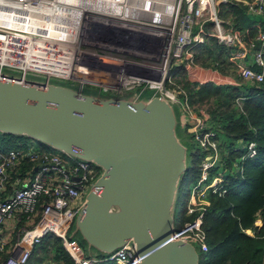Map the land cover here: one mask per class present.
<instances>
[{
	"label": "built area",
	"instance_id": "obj_1",
	"mask_svg": "<svg viewBox=\"0 0 264 264\" xmlns=\"http://www.w3.org/2000/svg\"><path fill=\"white\" fill-rule=\"evenodd\" d=\"M88 1L0 0V17L17 14L32 29L12 36L0 21V74L71 81L82 92L92 87L111 97H142L152 91L150 95L180 106L184 135L206 156L185 207V216L195 219L183 226L177 220L174 240L196 244L200 255L206 254L203 218L208 198H223L227 193L221 179L211 175L218 166L219 142L210 128L209 114L204 110L200 117L192 114L188 95L175 75L195 71L194 50L214 39L231 51L229 59L244 81L263 84L264 30L253 37L229 31L219 6L242 3L248 14L264 18V0H95L91 9L79 11V2ZM51 25L56 27L53 31H43ZM58 29L62 32L54 33ZM32 51L62 54L67 74L25 69L21 64ZM35 142L30 139L22 148L0 153V253L8 243L2 235L6 224L16 223L13 254L1 264H29L34 247L47 235L63 240L75 264H142L131 243L111 255L91 259L70 241L101 170L78 159L76 151L65 155ZM244 147L243 160L256 157V143ZM256 226H261L259 221ZM246 233L255 236L251 230Z\"/></svg>",
	"mask_w": 264,
	"mask_h": 264
},
{
	"label": "water",
	"instance_id": "obj_2",
	"mask_svg": "<svg viewBox=\"0 0 264 264\" xmlns=\"http://www.w3.org/2000/svg\"><path fill=\"white\" fill-rule=\"evenodd\" d=\"M175 108L156 95L102 97L0 74V134L65 155L76 151L98 167L74 233L102 255L131 243L142 264H200L193 244L174 240L177 195L189 168Z\"/></svg>",
	"mask_w": 264,
	"mask_h": 264
},
{
	"label": "trees",
	"instance_id": "obj_3",
	"mask_svg": "<svg viewBox=\"0 0 264 264\" xmlns=\"http://www.w3.org/2000/svg\"><path fill=\"white\" fill-rule=\"evenodd\" d=\"M221 6L224 5L219 6V14L223 17ZM235 8L241 10L243 19L246 18L244 6ZM242 18L237 17L232 23L223 20L229 31L247 37L264 30V23L259 30L256 26L245 27ZM211 43L216 46L217 55L213 50L201 53V50L208 48ZM230 53L228 48L219 45L216 40L208 39L204 45L195 49V64L199 66L202 57L203 60L210 58L213 63L211 67L226 75L231 69L234 71V67L228 63ZM240 84L241 86H218L209 82L196 86L189 80H184L180 86L187 93L191 108L197 103L218 98V107L211 112L210 128L216 133L219 154L222 151L221 138L226 140L225 148L228 149V154L222 157L218 167L211 172L212 176L221 179L227 193L223 198H208L209 206L203 218V230L209 251L201 255L200 264H264V83L252 86L242 79ZM65 86L73 87L70 83ZM84 93L111 97L100 94L96 88H86ZM224 106H227V109ZM189 139L192 142V139ZM29 140L26 137L0 134V153L22 148ZM251 142L256 143L257 155L243 160L247 150L245 147L239 148L238 144ZM198 153L189 154V168L179 186L175 207L176 210L179 206L182 208L178 215L180 226L195 219V216H185V205L189 202L192 185L200 176L199 165L206 156ZM260 220L263 224L257 227ZM248 230L255 232V236L248 235ZM49 249L56 264H75L63 240L54 235H47L34 247L30 264L33 259L47 253ZM8 258L5 251L1 252L0 264ZM42 261L41 258L39 262Z\"/></svg>",
	"mask_w": 264,
	"mask_h": 264
},
{
	"label": "rangeland",
	"instance_id": "obj_4",
	"mask_svg": "<svg viewBox=\"0 0 264 264\" xmlns=\"http://www.w3.org/2000/svg\"><path fill=\"white\" fill-rule=\"evenodd\" d=\"M239 1H243V0H239ZM240 6H243V4L240 3ZM220 9H221L222 16H223L221 18L224 19L227 23H232L237 17L242 18L241 17V14H240V11L241 10L239 8L233 7L232 5H224V6H221ZM245 15H246V18H244V19L242 18L243 25L245 27H247V26H254L255 24H257L259 22L264 23V18H262V17L254 16V15L247 14V13H245ZM258 30H259V28H258ZM215 48H216V46L211 43L208 48L201 50V53L202 52H205V51L213 50V51L216 52V55H217V52L218 51ZM199 64L200 65L198 66L199 67L198 70H202L203 69V70H207V71L208 70L217 71V70H214L213 67H211L212 66L211 64H213V63L211 62V59L210 58H205L203 60V57H202L201 58V62ZM203 64H206V66H203ZM197 71L192 72L191 74H185V73H183L181 71L179 74L175 75L176 81L180 83L179 86H181V83L184 80H189L192 84H194L196 86L203 85V84L200 83V81H197V79H199L197 77L198 76V72ZM218 73L220 74L219 78L222 79L223 81H226L227 82V79H229L228 81H232L231 80L232 78H234L236 80L235 82H238L239 81L236 73H234V71L232 69H231V71H228V73L226 75H224V74H222L220 72H218ZM12 74H17V73L16 72H13ZM20 75L21 74H17L15 76H20ZM28 78L29 79H35V80H46L47 79V78L45 79V77H43V76H35V75H29ZM206 80H208V78L207 79H204V80H201V81L203 82V81H206ZM50 82L56 83V84H64V85H67V84L70 83L74 88H77V86L75 84H73L71 81L50 79ZM209 82H213V81H209ZM226 82H222L221 80H218L216 83L215 82H213V83L216 84V85H218V86L229 85ZM242 83H243V81H242ZM204 84H206V83H204ZM241 84L239 83L238 86H241ZM244 85H248V84H244ZM251 85L252 86H257L258 84H256V85L251 84ZM251 85H249V86H251ZM88 88H92V87H88ZM180 90H181V88H180ZM148 93L149 94H152V91H148ZM108 94L111 95L110 93H108ZM146 95H148V94H146ZM239 104H241V102ZM217 107H218V98H216V99L214 98V99H211L209 101L206 100L203 103H197V104H195L193 106V108L191 109V112H192L193 115H198L200 117L199 112H201V111L204 110L207 114H209V116L211 118V112H212V110L214 108L216 109ZM224 108L227 109V106H224ZM175 110H176L177 117L179 119V129H178V132L182 136L183 143L188 148L189 154L190 153L191 154H199L198 152H199L200 149H199V147L194 142H191L190 141L189 138H191V137L190 136L186 137L185 135H183L184 133L182 131V128H183L182 125H183V122H184V117L182 115V109H181V107L180 106H176ZM220 141H221L220 144H222V151H221V154H219L218 165H219V162H221L222 157L225 154H228V149L225 148L226 140L224 138H221ZM35 144L37 146H39V144L37 142H35ZM180 212H182V208L179 206L177 208V210H176V221L178 220V217H179L178 215L180 214ZM259 224L262 226L263 223H262L261 220L259 221ZM71 235H72V237H71ZM69 236H70V241L73 242V243H76L84 251L85 255L88 258H91V259H100L102 257V254H100L97 250H95L94 248L89 247V245L82 239V237H81V235L79 233H77V234L74 233V229L71 230ZM195 246L197 247V250H198L199 254H202L200 252L198 246L196 244H195ZM41 258L43 259V261L42 262H39ZM31 264H56V262L54 260V255L51 252V249H49V251L47 253L42 254L40 257H38L36 259H33Z\"/></svg>",
	"mask_w": 264,
	"mask_h": 264
},
{
	"label": "bare ground",
	"instance_id": "obj_5",
	"mask_svg": "<svg viewBox=\"0 0 264 264\" xmlns=\"http://www.w3.org/2000/svg\"><path fill=\"white\" fill-rule=\"evenodd\" d=\"M95 0H89L88 2L85 3H80L79 2V11L81 10H87L92 8V3ZM0 21H2L6 27L10 28L9 32L13 33L12 36L15 34H19L20 31H32L30 28V23L23 22L18 18V15L15 14L13 16H7L6 18L0 17ZM55 25H51L49 27H46L43 31L44 32H51L55 29ZM62 30L58 29L54 33H61ZM65 57H63L62 54L58 53H53V52H37V51H32L26 54L24 63L21 65L25 69L29 68H37L38 70L45 72L47 75H63L67 74V66L64 64L62 61ZM61 61V63H59ZM186 207V205H185ZM71 248H76L74 245Z\"/></svg>",
	"mask_w": 264,
	"mask_h": 264
},
{
	"label": "crops",
	"instance_id": "obj_6",
	"mask_svg": "<svg viewBox=\"0 0 264 264\" xmlns=\"http://www.w3.org/2000/svg\"><path fill=\"white\" fill-rule=\"evenodd\" d=\"M247 12V11H246ZM262 25V23L261 22H259V23H257V24H255L254 26H249L248 28H254L255 26L257 27V28H260V26ZM244 35V34H243ZM244 36H246V35H244ZM254 35H251V36H249V37H253ZM194 61H195V57H194ZM228 63H230L231 65H232V67H234L233 66V64H232V62L230 61V59L228 58ZM196 65V64H195ZM199 69V67H198V65H197V67H196V70L195 71H197ZM195 71H193V72H195ZM234 71L236 72V75H237V77H238V79H239V83L241 82V80H242V77H241V75L235 70V68H234ZM198 72V78L199 79H197V81H200V83L201 84H204V83H209V81H213V82H217L218 80H221L222 82H226V81H223L222 79H220L219 78V76H220V74L218 73V71H211V70H198L197 71ZM213 77V78H212ZM208 78V80H206V81H201V80H204V79H207ZM210 78V79H209ZM229 78V77H228ZM229 79H227V82L226 83H228L230 86H238L239 85V83L238 82H235L236 80L234 79V78H232L231 80L232 81H228ZM212 82V83H213ZM245 82H247V81H245ZM248 84H251V83H249V82H247ZM245 146V144L244 143H240V144H238V147L239 148H241V147H244ZM15 225H16V223L14 224V222H12V221H10V222H8L7 224H6V227L4 228V230H3V237L8 241V243H6L7 245H6V250H5V252L7 253V256H10L11 254H13V248H14V246H15V241H16V235H15V232H14V230H15ZM30 264V263H29Z\"/></svg>",
	"mask_w": 264,
	"mask_h": 264
}]
</instances>
